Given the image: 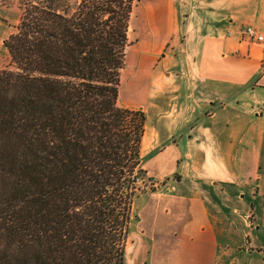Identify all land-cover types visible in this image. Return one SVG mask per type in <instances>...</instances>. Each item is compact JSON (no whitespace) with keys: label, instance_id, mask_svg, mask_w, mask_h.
<instances>
[{"label":"trees","instance_id":"16d2710c","mask_svg":"<svg viewBox=\"0 0 264 264\" xmlns=\"http://www.w3.org/2000/svg\"><path fill=\"white\" fill-rule=\"evenodd\" d=\"M136 0H27L0 71V264H126L152 178L119 105Z\"/></svg>","mask_w":264,"mask_h":264},{"label":"crops","instance_id":"0c3cea01","mask_svg":"<svg viewBox=\"0 0 264 264\" xmlns=\"http://www.w3.org/2000/svg\"><path fill=\"white\" fill-rule=\"evenodd\" d=\"M247 27L264 37V0L135 3L130 104L147 105L142 157L150 128L165 145L151 159L165 190L141 209L126 264H264V40Z\"/></svg>","mask_w":264,"mask_h":264},{"label":"rangeland","instance_id":"374dc122","mask_svg":"<svg viewBox=\"0 0 264 264\" xmlns=\"http://www.w3.org/2000/svg\"><path fill=\"white\" fill-rule=\"evenodd\" d=\"M26 1L27 0H0V4L1 6H6V9H10L9 12L10 15L9 17V21H8V25L6 27V32L7 34H10L12 32H16V26L18 23H16V21L19 19L20 14H23V9L26 7ZM139 0H136V3ZM71 2L73 4L76 3V0H71ZM5 34V32H4ZM137 35L136 33L133 31V29H131L129 31V46L126 49V62H125V67L124 69L121 71V84H120V98H119V105L122 107H145L147 106L146 104H143L142 102L138 105H131L130 104V100H131V93H130V84L128 82V69H129V62H128V58H127V54L134 50L135 47L138 45L136 39ZM133 53H129V60H131V58L133 57ZM12 59L11 56L8 52V50L5 48L4 44L0 43V71L1 70H9L12 69ZM153 83H156L155 81ZM149 84V83H148ZM158 84V82L156 83ZM157 87L153 85V88ZM145 101V100H143ZM155 126V122L151 121V125ZM152 131V135H149V137L147 138V142L145 148H144V152H143V158H144V164L145 167H147L151 173H150V177L152 178L153 182H152V188L155 189V192H152L149 188H147L146 193L141 194L139 196V198L136 200L135 206H134V215L136 216V218H134L133 223H132V231H131V235L129 238V244H128V249L127 252L131 253L132 249L134 248V241L137 240L138 238H140L141 234H143L144 230L143 227L141 225V209L145 206V204L147 203V199L148 196L154 195L155 193H159L163 190H165L164 188V178H160V177H156V175L153 173V171L151 170L152 166V161L151 159L156 156L157 154H159L163 148L165 147V145L163 144H152L153 140H154V132L152 130V128H150ZM149 146V149H147V147ZM154 148V149H153ZM155 150L150 154L149 150Z\"/></svg>","mask_w":264,"mask_h":264},{"label":"built area","instance_id":"2783aa9c","mask_svg":"<svg viewBox=\"0 0 264 264\" xmlns=\"http://www.w3.org/2000/svg\"><path fill=\"white\" fill-rule=\"evenodd\" d=\"M241 35L251 40H255L259 42L264 40V37L258 34V32L253 27L244 28L243 30H241Z\"/></svg>","mask_w":264,"mask_h":264}]
</instances>
